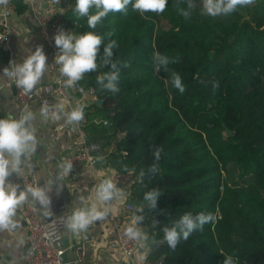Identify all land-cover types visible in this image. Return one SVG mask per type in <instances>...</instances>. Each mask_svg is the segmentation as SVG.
<instances>
[{
    "label": "trees",
    "instance_id": "trees-1",
    "mask_svg": "<svg viewBox=\"0 0 264 264\" xmlns=\"http://www.w3.org/2000/svg\"><path fill=\"white\" fill-rule=\"evenodd\" d=\"M193 2L189 19L178 14L177 0H168L162 14H141L130 4L126 13H109L89 29L86 17L76 19L73 0L72 31L104 37L98 64L110 39L118 44L113 58L128 64L116 94L96 82L107 66L81 81L96 86L103 118L110 122L97 127L101 139L114 140L108 161L120 172L127 165L126 173L136 177L132 200L141 205L148 190L162 192L157 209L143 213L158 214L155 227L148 222L150 242L162 240V228L185 213L217 217L175 250L152 246L147 259L152 264L161 259L163 264H222L223 252L238 264H264V0L215 18L202 14V0ZM10 5L17 14L29 8L27 0H10ZM180 7L187 8L185 0ZM156 51L179 62L156 73ZM0 52L8 54L1 46ZM171 71L181 76L183 94L172 86ZM213 82L219 84L215 90ZM157 146L166 154L160 171L141 179Z\"/></svg>",
    "mask_w": 264,
    "mask_h": 264
},
{
    "label": "clouds",
    "instance_id": "clouds-1",
    "mask_svg": "<svg viewBox=\"0 0 264 264\" xmlns=\"http://www.w3.org/2000/svg\"><path fill=\"white\" fill-rule=\"evenodd\" d=\"M10 0H0V6L6 7ZM57 3L60 0H56ZM181 0H177V12L185 19H189L191 11L196 8L193 0H185L187 8L180 7ZM131 4L133 10L141 14L155 13L162 14L168 4V0H75L74 15L77 20L87 18L89 29H95L103 18L109 13H126ZM255 4V0H202V14L213 18L229 16L238 9ZM95 9L94 13L92 10ZM114 34V30L107 33L109 37ZM104 43V37L94 31H86L78 34L73 31H66L63 27L57 29L54 35V44L58 49L54 63L58 66V72L63 77V87L72 89L77 83L84 79L86 74L98 71V68L108 67V71L96 77V82L101 90L110 91L113 94L119 92L118 82L123 68L128 64L115 60L114 49L118 48L117 41L110 39L103 48L102 61L98 64L100 47ZM47 56L43 46H36L34 51L26 56L20 63L10 61V66L3 69V76L13 81L15 87L29 99L33 92L45 76L48 69ZM178 59H171L167 55L156 51L153 53V68L156 73L161 70L168 72L169 65L178 63ZM170 82L172 86L181 94L186 90L181 76L176 71H171ZM219 87L218 82H213V89ZM50 91V90H46ZM86 105L77 100L74 106L65 110L63 103L49 104L44 100L39 109V116L42 122L63 121L65 125L78 126L85 118ZM36 114L27 107L18 116L8 114L0 118V232L15 230L19 227L18 209L26 203L34 207H39L46 217L53 215L51 211V192L53 186L57 195L63 190L60 180L65 173L73 169L72 162L61 163L58 166V173L50 181L51 189L44 186H23L14 184L10 177L15 174L21 177L26 169L31 168V161L37 152L40 141L37 138L34 121ZM164 149L157 146L153 150V162L146 170H141L140 177L146 173L155 174L160 171V160ZM124 172H130L127 165L123 166ZM124 195V189L117 187V183L109 177L103 179L95 188V198L103 207H98L97 203H89L88 199L79 195L77 206L72 208L67 215L62 216L60 223L70 233L79 236L86 233L91 225L98 221L105 220L109 214L112 203ZM162 192L158 188H152L145 192L143 204L136 208L137 213L152 214L157 209L158 198ZM144 215H134L132 222L125 228L124 236L129 241L136 242L141 248L151 252V245L166 244L170 249L175 250L178 244L187 241L197 230L203 231L206 224L214 223L217 217L212 213H199L193 215L185 213L180 218L172 221L170 225L162 228L163 238L160 241L152 239L140 225L144 220ZM155 227V225H152ZM20 244L23 243L21 240ZM224 259L222 264H238L237 258L233 255L220 253Z\"/></svg>",
    "mask_w": 264,
    "mask_h": 264
},
{
    "label": "crops",
    "instance_id": "crops-1",
    "mask_svg": "<svg viewBox=\"0 0 264 264\" xmlns=\"http://www.w3.org/2000/svg\"><path fill=\"white\" fill-rule=\"evenodd\" d=\"M29 8L23 14H17L9 4L4 7L0 6V19L6 23L10 32L9 42L4 48L8 54L0 52V118L8 114L18 116L25 107L19 105L14 98V89L11 81L3 76V69L10 66V61L20 63L36 46L42 45L47 56L48 69L41 83L36 88L46 83L54 82L59 76L58 66L54 63L55 55L46 45L41 28L38 26L35 14H39L49 8L50 0H27ZM55 10L61 13L68 27L71 26L69 11L73 5L72 0H60L56 3ZM79 100L86 105L84 125V136L78 132L77 126L65 125L63 121L42 122L39 116L41 105L34 103L27 108L36 114L34 126L37 132V138L40 145L36 154L31 161V168L22 172L21 177L13 174L11 182L24 186V181L32 174L38 178L39 186L47 185L50 189L52 181L58 173V166L66 163L64 157L68 153L78 151L84 143L97 142L101 146L96 153L95 164H84L80 167L73 168L69 174L65 173L60 180L63 190L59 195L53 186L49 193L51 197V211L53 215L46 217L41 209L37 207L39 213L49 223V231L58 246L65 249L63 260L72 261L75 259L74 245L80 241H85L87 245V253L83 262L79 264H152L147 257L149 252L139 246L135 255L126 258L122 255L117 247L116 235L113 227L114 221L122 219H133L134 215H143L136 211H128L125 203L137 204L131 198L132 185L130 188L125 186H117L124 189V195L117 198L111 205L109 216L102 221H98L91 225L86 233L79 236L67 231L63 224L60 223L62 216L68 212L64 208L69 205L70 210L77 206V197L85 196L89 203L95 202L98 207L103 205L95 198V188L103 179L112 177L118 171L108 160L109 154L115 151L114 140L101 139L97 127L102 122L106 124L103 117L104 111L99 107L102 103L98 102L96 97L90 95L78 96L73 94L70 101L65 106V110H69ZM96 103V104H95ZM59 125H65L64 130L58 140L52 137V132ZM107 125V124H106ZM97 159H102L97 162ZM69 210V211H70ZM19 218V227L15 230H6L0 232V264H29L25 257L26 251V235L27 228L24 220L20 216L19 209L17 211ZM141 227L148 234L149 221L151 218L144 216ZM23 241L20 244V241ZM152 247L153 245L150 244Z\"/></svg>",
    "mask_w": 264,
    "mask_h": 264
},
{
    "label": "built area",
    "instance_id": "built-area-1",
    "mask_svg": "<svg viewBox=\"0 0 264 264\" xmlns=\"http://www.w3.org/2000/svg\"><path fill=\"white\" fill-rule=\"evenodd\" d=\"M56 3V0H50L51 5L49 8L39 14H35L37 24L41 28L45 43L54 55H56L58 51L54 44V35L57 29L63 27L66 31H72V27L66 25L63 15L55 10ZM0 24L3 25V27L0 28V46L6 48L9 42L10 32L6 23L1 21V19ZM63 79L64 78L59 74L54 82L46 83L36 88L31 99L23 95L22 92L15 87L14 82L10 81L14 89V98L22 107H27L34 103H39L42 106L44 100H47L49 104L63 103L64 105H67L73 94L78 96L90 95L96 97V86L94 84H85L82 81H79L75 88L65 89L63 87ZM85 122L86 116L77 126L78 132L81 136H84ZM64 128L65 125H59L52 132V137L55 140H58ZM100 148L101 146L97 142L84 143L80 150L66 154L64 161L66 163L72 162L73 168L80 167L84 164L93 165L95 164L96 153ZM111 178L117 183V186L130 188L133 183L132 173L116 171ZM9 179L11 181V177ZM24 185L37 186L39 185L38 178L32 174L25 179ZM125 208L128 211H136V206L132 203H125ZM19 212L27 228V247L25 257L28 263L64 264L63 255L65 249L58 246L53 239L49 231V223L39 213L37 207L32 206L30 203H26L19 208ZM131 222V219H122L114 221L113 223L117 247L122 255L128 259L133 257L139 248V245L136 242L129 241L124 236V230ZM74 252L75 259L72 261L75 263L83 262L87 253V245L85 241H78L74 245Z\"/></svg>",
    "mask_w": 264,
    "mask_h": 264
},
{
    "label": "water",
    "instance_id": "water-1",
    "mask_svg": "<svg viewBox=\"0 0 264 264\" xmlns=\"http://www.w3.org/2000/svg\"><path fill=\"white\" fill-rule=\"evenodd\" d=\"M98 102H99V103H102V99H98ZM106 124L109 125L110 122L106 121ZM101 160H102V159H97V162H100ZM153 175H154V174H152V173H146L143 177H141V179H149V178H151ZM21 187H23V185H22ZM64 209L67 210V212H69V210H70L69 205H66V207H65ZM157 222H158V214H155V215L151 218V223H152L153 225H155ZM158 241H160V240H157V242H158ZM158 245H159V243H158V244H154L153 246L156 247V246H158ZM162 258H163V256H162ZM64 264H79V263H75L74 261H69V260H67V261H64ZM158 264H163L162 259L159 261Z\"/></svg>",
    "mask_w": 264,
    "mask_h": 264
},
{
    "label": "rangeland",
    "instance_id": "rangeland-1",
    "mask_svg": "<svg viewBox=\"0 0 264 264\" xmlns=\"http://www.w3.org/2000/svg\"><path fill=\"white\" fill-rule=\"evenodd\" d=\"M101 142H102V141H99V143H101ZM99 143H98V144H99ZM132 178H133V180H134V178H136L135 175L132 174Z\"/></svg>",
    "mask_w": 264,
    "mask_h": 264
}]
</instances>
